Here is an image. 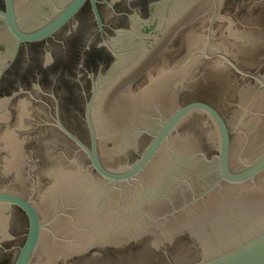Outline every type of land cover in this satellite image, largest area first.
<instances>
[{"label": "water", "instance_id": "95a60500", "mask_svg": "<svg viewBox=\"0 0 264 264\" xmlns=\"http://www.w3.org/2000/svg\"><path fill=\"white\" fill-rule=\"evenodd\" d=\"M222 1L0 0V264H264V36ZM208 69L228 113L178 105Z\"/></svg>", "mask_w": 264, "mask_h": 264}, {"label": "rangeland", "instance_id": "374dc122", "mask_svg": "<svg viewBox=\"0 0 264 264\" xmlns=\"http://www.w3.org/2000/svg\"><path fill=\"white\" fill-rule=\"evenodd\" d=\"M223 0L220 8L222 14H231L238 20L244 16L246 25L261 28L264 36V0ZM255 2L249 11V6ZM247 13V14H246ZM228 95V75L225 72H216L208 69L204 78L194 88L178 94V105L190 100H201L214 106L220 113H228L231 104L225 102Z\"/></svg>", "mask_w": 264, "mask_h": 264}, {"label": "flooded vegetation", "instance_id": "af4514ba", "mask_svg": "<svg viewBox=\"0 0 264 264\" xmlns=\"http://www.w3.org/2000/svg\"><path fill=\"white\" fill-rule=\"evenodd\" d=\"M186 92V90H183V91H180L178 94H183V93H185ZM190 101H192V100H190ZM189 102V101H188ZM187 103V102H186Z\"/></svg>", "mask_w": 264, "mask_h": 264}]
</instances>
